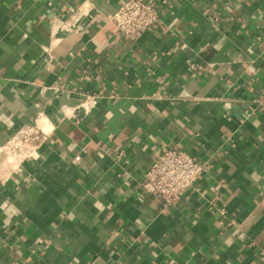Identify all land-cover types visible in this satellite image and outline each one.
<instances>
[{
	"label": "crops",
	"instance_id": "crops-1",
	"mask_svg": "<svg viewBox=\"0 0 264 264\" xmlns=\"http://www.w3.org/2000/svg\"><path fill=\"white\" fill-rule=\"evenodd\" d=\"M122 1L0 0V264H264V0H150L136 41ZM167 147L209 165L170 205L141 184Z\"/></svg>",
	"mask_w": 264,
	"mask_h": 264
},
{
	"label": "built area",
	"instance_id": "built-area-1",
	"mask_svg": "<svg viewBox=\"0 0 264 264\" xmlns=\"http://www.w3.org/2000/svg\"><path fill=\"white\" fill-rule=\"evenodd\" d=\"M111 18L118 32L127 39L136 41L157 22L159 10L150 0H124L117 6ZM94 97L92 94H83L74 111L80 108L87 112L93 105ZM67 110L66 106L62 108L64 115H67ZM38 117H41V114ZM46 134V129L34 119L10 137L5 151L8 155L21 159L29 158ZM208 167V164L199 162L195 156L180 148L167 147L161 151L157 160L147 166L141 184L144 191L164 204H175L202 178ZM260 254L264 255V250H261Z\"/></svg>",
	"mask_w": 264,
	"mask_h": 264
},
{
	"label": "bare ground",
	"instance_id": "bare-ground-1",
	"mask_svg": "<svg viewBox=\"0 0 264 264\" xmlns=\"http://www.w3.org/2000/svg\"><path fill=\"white\" fill-rule=\"evenodd\" d=\"M42 120H43V119H42ZM42 120H39V122H40V123H43V124H45V123H44V122H45V120H44V121H42Z\"/></svg>",
	"mask_w": 264,
	"mask_h": 264
}]
</instances>
